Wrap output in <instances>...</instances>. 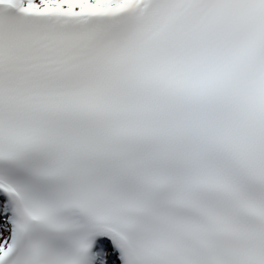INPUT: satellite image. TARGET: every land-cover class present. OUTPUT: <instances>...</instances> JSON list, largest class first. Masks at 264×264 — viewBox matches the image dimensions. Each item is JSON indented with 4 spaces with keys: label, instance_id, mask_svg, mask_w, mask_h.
<instances>
[{
    "label": "snow or ice",
    "instance_id": "obj_1",
    "mask_svg": "<svg viewBox=\"0 0 264 264\" xmlns=\"http://www.w3.org/2000/svg\"><path fill=\"white\" fill-rule=\"evenodd\" d=\"M0 264H264V0H0Z\"/></svg>",
    "mask_w": 264,
    "mask_h": 264
}]
</instances>
